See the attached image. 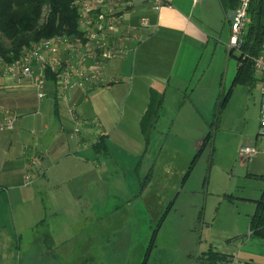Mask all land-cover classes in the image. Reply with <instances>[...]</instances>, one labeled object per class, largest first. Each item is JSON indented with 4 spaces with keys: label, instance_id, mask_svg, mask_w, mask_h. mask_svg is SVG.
Returning a JSON list of instances; mask_svg holds the SVG:
<instances>
[{
    "label": "crops",
    "instance_id": "crops-1",
    "mask_svg": "<svg viewBox=\"0 0 264 264\" xmlns=\"http://www.w3.org/2000/svg\"><path fill=\"white\" fill-rule=\"evenodd\" d=\"M132 2L129 23L137 25L141 18H147L150 27L140 30L142 42L135 53L106 64L105 73L116 76L119 82L90 89L77 85L63 97L57 73L48 71L47 96L39 101L31 86L0 77V106L18 117L15 129L0 131V208L11 216L10 221L0 217V264H14L19 257L18 264H36L44 258V264H63L55 247L58 235L46 222L47 212L62 196L66 197V212H77L84 203L90 212L98 214L87 222L89 232L100 226L108 230L105 215L110 212L109 200L107 203L103 199L122 197V201L115 200L114 210L124 206L131 211L141 203L133 201L132 196L147 195L155 184L158 146L152 136L158 127H164L172 103L178 106L180 126L191 132L196 128L192 126H201L202 131L208 122L206 112H211L220 93L226 91V86L219 83L222 69L213 61L226 26L230 36L229 24L235 13L226 10L223 0H172V7L159 11L152 8L151 0ZM228 55H233L229 49ZM57 56H65V52L60 50ZM205 58L208 60L203 64ZM239 64L237 59L233 85ZM255 80L260 81L256 70ZM151 90L163 92L164 100L155 127L145 134L142 119ZM260 98L254 113L258 121ZM71 105L76 106L78 122L71 116ZM201 145L194 137L193 151ZM240 145V150L248 145L256 148L251 157L240 152L241 158L251 163L253 176H264V151L257 149L264 148V137L258 132L255 137L246 133ZM31 157H35L34 164ZM192 160L187 157L177 170L172 191L182 185ZM28 171L32 174L30 183L25 180ZM130 175L134 176V189L125 185ZM110 189H114V195H110ZM105 190L108 195H103ZM46 195L51 198L48 204ZM129 225L128 221L118 223L122 228ZM103 239L110 240L106 231ZM93 240L94 234L85 249V260L95 258L91 255ZM220 253L226 259L217 264H256L251 254L243 262L234 254Z\"/></svg>",
    "mask_w": 264,
    "mask_h": 264
},
{
    "label": "rangeland",
    "instance_id": "rangeland-1",
    "mask_svg": "<svg viewBox=\"0 0 264 264\" xmlns=\"http://www.w3.org/2000/svg\"><path fill=\"white\" fill-rule=\"evenodd\" d=\"M228 43L226 26L213 60L214 66L219 64L222 69L219 83L226 86L224 93L233 85L236 55L239 54L234 51V55H228ZM207 60L205 58L203 64ZM260 90L261 82L256 80L248 85L234 84L221 112L216 106L218 98L211 112H206L208 122L203 132L201 126H192L188 121V125L196 127L192 132L180 126L182 118L178 115V106H173L171 102L172 110L166 116L164 127H158L157 133L152 136L158 148L155 153L156 179L150 193L143 197L132 196L133 201L137 203L140 200L141 203L131 211L124 206L114 210L115 200L122 201V197L103 199L107 203L109 200L107 208L110 212L105 215V224L109 228L104 231L110 240L103 239L101 226L92 232L87 230V222L96 219L98 214L90 212L84 206L86 204L83 203L77 212H66L63 206L66 197L58 198L59 204L47 212L46 222L58 235L55 247L60 251V261L63 264H195L199 256L213 249L234 254L243 262L244 258L250 259L248 254H251L256 264H264V239L249 237L250 221L256 209L254 199L261 196L264 182L252 175L251 163L242 159L240 154L242 136L248 133L255 137L259 131V121L255 120L254 113L259 104ZM167 105L170 106V100ZM174 120L178 125H173ZM211 131V140L202 147L204 136ZM194 137L202 142V152L185 183L172 191L178 169L187 157L192 160L195 156L197 150L193 151L192 146ZM171 145L174 149L169 148ZM257 149L264 151V148ZM169 167L172 173H169ZM132 177L128 176L125 185L134 189ZM110 191V195H114V189ZM102 193L108 195L106 190ZM44 199L47 204L51 201L47 195ZM171 200L175 202L161 221ZM0 217L11 220L6 209L0 208ZM122 221L131 225L119 227L118 223ZM11 231L13 234L14 230ZM92 234L91 255L95 258L85 260L84 252ZM104 243L106 245L102 246ZM19 259L14 264H18ZM44 260L47 259L36 264H44Z\"/></svg>",
    "mask_w": 264,
    "mask_h": 264
},
{
    "label": "built area",
    "instance_id": "built-area-1",
    "mask_svg": "<svg viewBox=\"0 0 264 264\" xmlns=\"http://www.w3.org/2000/svg\"><path fill=\"white\" fill-rule=\"evenodd\" d=\"M155 11L172 7V0H151ZM196 2L197 0H192ZM78 11V32L72 35L57 34L33 42L19 59L10 63L0 60V77L11 78L17 85L31 86L39 101L47 96L45 84L48 71H55L60 81V95L66 96L74 86L84 89L108 86L119 82L116 76L105 73L108 62L125 58L137 51L142 42L140 30L150 27L147 18H141L137 25L130 24L129 11L132 0H75ZM250 0H239V5L230 20L228 49L240 51L242 36L247 26V13ZM48 15V9L45 11ZM62 50L65 56H57ZM253 63L261 81L260 123L258 136L264 137V50L253 58ZM70 113L78 122L76 106H70ZM18 117L8 108L0 106V131L15 129ZM79 134L80 129L76 128ZM256 148L244 146L241 154L253 156ZM35 157H31V164ZM25 180L32 182L30 171Z\"/></svg>",
    "mask_w": 264,
    "mask_h": 264
},
{
    "label": "trees",
    "instance_id": "trees-1",
    "mask_svg": "<svg viewBox=\"0 0 264 264\" xmlns=\"http://www.w3.org/2000/svg\"><path fill=\"white\" fill-rule=\"evenodd\" d=\"M75 0H0V60L10 63L19 59L25 49L33 42L57 34L72 35L78 32V11ZM239 0H223L227 11H236ZM48 9V15L45 11ZM247 26L242 36V45L236 55L240 64L235 84L255 81L253 58L264 50V0H250L247 13ZM234 55V52L230 51ZM232 87L226 93L221 92L217 100L220 113L225 107ZM164 100V93L151 90L150 102L142 119L145 134L155 127ZM217 112V113H218ZM213 136L212 131L204 136L203 145ZM202 147L195 154L190 167L183 176L182 184L192 172ZM260 178L264 179V176ZM174 204L172 200L161 221ZM249 235L264 239V188L256 200V209L251 217ZM226 259L225 254L209 249L196 259L195 264H217Z\"/></svg>",
    "mask_w": 264,
    "mask_h": 264
}]
</instances>
